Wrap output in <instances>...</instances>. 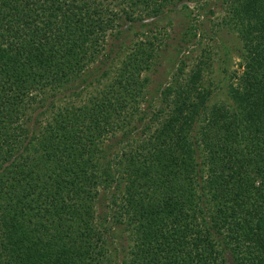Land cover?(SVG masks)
Wrapping results in <instances>:
<instances>
[{"label": "trees", "instance_id": "1", "mask_svg": "<svg viewBox=\"0 0 264 264\" xmlns=\"http://www.w3.org/2000/svg\"><path fill=\"white\" fill-rule=\"evenodd\" d=\"M185 1L0 0V264H264V0H225L222 100L122 41Z\"/></svg>", "mask_w": 264, "mask_h": 264}, {"label": "rangeland", "instance_id": "2", "mask_svg": "<svg viewBox=\"0 0 264 264\" xmlns=\"http://www.w3.org/2000/svg\"><path fill=\"white\" fill-rule=\"evenodd\" d=\"M226 7L225 0L185 1L172 9L169 7L153 20H144L143 22H146L144 26L134 24L128 25L127 28L123 27V30H126L123 32L122 41L128 43L135 41V32L138 30L142 32L152 27L161 29L159 38L162 37L165 44L162 43L163 46L158 49L157 63L148 74L153 79L152 86L166 85L182 65L181 61L184 62V75L190 73L196 64L202 61L204 85L213 90L214 100H222L225 97L221 87L225 88L227 83L234 82V75L242 70L240 59L234 51L233 34L227 33L226 26L223 25ZM92 69L94 71V68ZM101 71L102 68L98 73ZM99 89L100 87L91 83L78 98L84 101V98L96 94ZM67 94L69 92L60 96L61 102L68 99ZM50 100H47V104H50ZM42 109L44 106L37 107L35 112L30 111L31 118L29 124L27 123L29 128L36 130L38 123L35 121L38 120L39 123L45 121L44 116L39 113Z\"/></svg>", "mask_w": 264, "mask_h": 264}]
</instances>
